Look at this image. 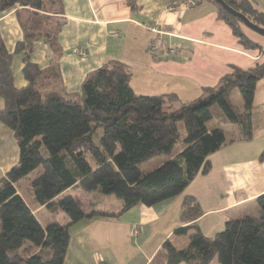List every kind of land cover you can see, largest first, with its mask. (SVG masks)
<instances>
[{
	"label": "trees",
	"instance_id": "obj_1",
	"mask_svg": "<svg viewBox=\"0 0 264 264\" xmlns=\"http://www.w3.org/2000/svg\"><path fill=\"white\" fill-rule=\"evenodd\" d=\"M203 1L216 7L218 20L244 49L263 52L240 19L214 0ZM223 1L264 29V12L253 0ZM12 10L23 39L10 53L0 35V122L14 133L19 161L0 180V264H64L72 226L83 220H118L140 205L153 207L182 195L199 175L211 171L210 156L226 145L224 129L208 126L218 116L238 125L243 141L253 139L252 110L257 85L264 80V63L250 70L233 67L216 87L203 89L199 99L175 111L165 109V101L175 100V95H138L131 86V68L116 60L89 73L81 95H70L63 89L59 65V37L66 22L62 0H0V13ZM39 42L48 45L56 59L44 70L32 61ZM171 47L149 50L158 61L174 56ZM16 56L24 65V88L15 85ZM235 90L243 109L233 99ZM178 145L183 149L173 159L148 174L142 171L144 163L172 155ZM41 168L43 173L28 189L18 191L17 184ZM77 190L115 197L121 208L97 209L94 200V210L87 215L74 196ZM257 204V215L230 220L222 232L208 238L196 224L204 214L202 207L187 196L181 212L184 226L174 232L186 238V246L166 245L151 264H212L215 259L219 264H264V195ZM40 207L51 214L63 212L68 223L55 219L44 227L34 213Z\"/></svg>",
	"mask_w": 264,
	"mask_h": 264
},
{
	"label": "crops",
	"instance_id": "obj_2",
	"mask_svg": "<svg viewBox=\"0 0 264 264\" xmlns=\"http://www.w3.org/2000/svg\"><path fill=\"white\" fill-rule=\"evenodd\" d=\"M182 1L62 0L66 22L59 37L63 51L59 65L66 93L81 95L86 76L116 60L131 68V86L138 95H175V100L165 101V109L175 111L199 99L203 89L216 87L233 67L250 70L264 63V37L245 31L263 52L246 50L229 26L218 20L212 3L203 1L197 7L168 10L171 3ZM253 1L258 9H264L260 0ZM151 25L174 36L152 33L147 29ZM0 35L13 53L23 39L15 10L0 13ZM158 39L167 47L178 48V54L157 61L149 48ZM32 61L44 70L56 59L50 47L39 42ZM23 68L22 57L16 56L13 73L18 88L27 86L24 76L21 78ZM3 109L0 98V111ZM252 116L256 128L250 141L242 140L238 125L225 129L223 125L228 123L217 117L219 122L209 128L222 126L226 145L210 156L211 171L199 175L179 197L153 207L140 205L118 220H83L72 226L64 264H151L166 245L186 246V238L174 232L184 226L181 212L187 196L200 203L204 214L196 224L208 238L222 232L230 220L257 215V199L264 195V80L257 85ZM182 149L143 165L153 164L151 169H157ZM18 161L14 133L0 122V179ZM79 193L75 191L74 196L82 202ZM89 201L90 211L84 209L87 215L94 210L91 197ZM115 205L116 210L121 208L120 203ZM44 209L36 208L34 213L38 217ZM62 219L68 223L64 215Z\"/></svg>",
	"mask_w": 264,
	"mask_h": 264
},
{
	"label": "rangeland",
	"instance_id": "obj_3",
	"mask_svg": "<svg viewBox=\"0 0 264 264\" xmlns=\"http://www.w3.org/2000/svg\"><path fill=\"white\" fill-rule=\"evenodd\" d=\"M261 2H259L260 6H262L264 4V0H260ZM261 9V12H264V9L260 8ZM243 28L245 29V31L249 32V33H254L253 31L251 30H248V28L244 27ZM256 36H258V34L254 33ZM260 36V35H259ZM262 37V36H261ZM21 78L23 80V75L21 74ZM19 81V79H18ZM233 99L235 101V103L240 107V108H243L244 107V103H243V99L239 93L238 90H235L233 92ZM216 122H219L218 118L214 119L212 122H210L208 124L209 127H211L212 125L216 124ZM227 126H230V123L228 124H225L223 125V127L226 129ZM233 126V125H232ZM222 127V126H221ZM222 127V128H223ZM103 134V130L102 128L100 129V133H99V136H101ZM16 144H17V141H16ZM18 145V144H17ZM180 148H182V145H178L174 151H178ZM163 157H166V156H163ZM156 161H159V160H156ZM152 163V162H151ZM153 166V164H145L142 166V171L145 173V174H148L150 172H152L153 170L151 169ZM155 170V169H154ZM43 173V170L42 168L41 169H38L37 171H35L34 173H32L30 176H28L26 179L20 181L18 184H17V188L21 191H23L25 188L28 189L29 187V184L31 182V180L35 179L37 176L41 175ZM1 178V177H0ZM1 180V179H0ZM80 198L82 200V206L83 208L86 210V211H90L89 208H90V205L88 204L90 201V197H91V200L92 201H96L97 203V209H108V210H112V211H115L116 210V206H115V203L118 201L115 197H107V196H104L100 193H95V194H89V193H86V192H83V191H80ZM85 211V212H86ZM65 216V214L63 212H58L55 213V214H51V212L45 208L44 210H42L41 212L38 213V218L40 220V222L43 224V225H46L48 224V222L50 221L51 223L54 222V220H58L59 222H61L62 224L64 223V220L62 219V216ZM66 217V216H65ZM49 220V221H48ZM0 233H1V222H0ZM212 264H219L218 260L215 259Z\"/></svg>",
	"mask_w": 264,
	"mask_h": 264
},
{
	"label": "built area",
	"instance_id": "obj_4",
	"mask_svg": "<svg viewBox=\"0 0 264 264\" xmlns=\"http://www.w3.org/2000/svg\"><path fill=\"white\" fill-rule=\"evenodd\" d=\"M202 2V0H184L181 3H171L168 7V10H173L176 7H186V8H193V7H197L200 3ZM147 29L149 31H151L152 33L158 34V35H167V36H174L172 32L170 31H165L164 29H162L160 26L158 25H154V26H148ZM164 44L161 41V39L156 40L155 44H153L150 47V50L155 52L161 48H163ZM178 53V48L175 47H171L169 49V54L170 55H175ZM84 55V54H82ZM85 56V55H84Z\"/></svg>",
	"mask_w": 264,
	"mask_h": 264
},
{
	"label": "water",
	"instance_id": "obj_5",
	"mask_svg": "<svg viewBox=\"0 0 264 264\" xmlns=\"http://www.w3.org/2000/svg\"><path fill=\"white\" fill-rule=\"evenodd\" d=\"M214 1L218 5L222 6V8H224L230 15L240 19L246 28H248L249 30L253 31L254 33L264 37V29L263 28H261L255 24H253L252 22H250V20L248 18H246L241 13L235 11L231 6L226 4L223 0H214Z\"/></svg>",
	"mask_w": 264,
	"mask_h": 264
}]
</instances>
